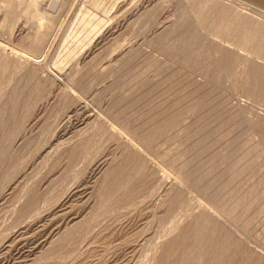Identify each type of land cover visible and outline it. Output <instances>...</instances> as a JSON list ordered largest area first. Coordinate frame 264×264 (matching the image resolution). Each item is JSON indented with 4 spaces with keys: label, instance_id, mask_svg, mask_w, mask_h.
Segmentation results:
<instances>
[{
    "label": "rangeland",
    "instance_id": "rangeland-1",
    "mask_svg": "<svg viewBox=\"0 0 264 264\" xmlns=\"http://www.w3.org/2000/svg\"><path fill=\"white\" fill-rule=\"evenodd\" d=\"M258 77L264 0H0V264H264Z\"/></svg>",
    "mask_w": 264,
    "mask_h": 264
},
{
    "label": "water",
    "instance_id": "water-1",
    "mask_svg": "<svg viewBox=\"0 0 264 264\" xmlns=\"http://www.w3.org/2000/svg\"><path fill=\"white\" fill-rule=\"evenodd\" d=\"M215 62H217L218 65H221V61H215ZM257 84L264 89V77H258ZM263 94H264V92H263ZM160 264H166V258H163Z\"/></svg>",
    "mask_w": 264,
    "mask_h": 264
},
{
    "label": "bare ground",
    "instance_id": "bare-ground-1",
    "mask_svg": "<svg viewBox=\"0 0 264 264\" xmlns=\"http://www.w3.org/2000/svg\"><path fill=\"white\" fill-rule=\"evenodd\" d=\"M78 36V35H77Z\"/></svg>",
    "mask_w": 264,
    "mask_h": 264
}]
</instances>
